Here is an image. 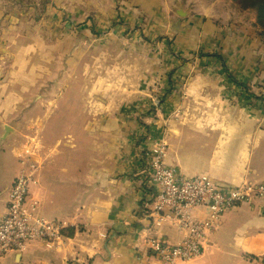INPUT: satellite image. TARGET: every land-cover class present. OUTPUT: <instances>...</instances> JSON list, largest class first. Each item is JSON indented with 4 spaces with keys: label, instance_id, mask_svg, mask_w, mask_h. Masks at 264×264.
<instances>
[{
    "label": "crops",
    "instance_id": "0c3cea01",
    "mask_svg": "<svg viewBox=\"0 0 264 264\" xmlns=\"http://www.w3.org/2000/svg\"><path fill=\"white\" fill-rule=\"evenodd\" d=\"M25 1L11 5V12L0 8V151L23 167L0 186V217L14 182L35 171L38 215L74 237L64 235L53 247L31 244L0 264H162L148 250L149 241L159 237L175 246L188 233L153 211L146 166L160 140L169 147L166 166L179 177H206L229 190L264 185V103H254L245 91L259 99L264 86L255 12L239 11L231 0H29L30 8ZM178 3L190 10L189 19L175 15ZM249 15L253 20L247 21ZM92 16L105 35L93 41L82 23V40L74 43L82 51L93 41L91 65L84 60L72 74L65 62L69 72L50 80V63L43 62H51L54 51L71 50L66 37L74 20ZM119 20L124 27H114ZM126 25L134 28L132 37L125 38ZM57 33L59 44L51 40ZM74 79L88 117L81 113L79 130L65 127L51 146L50 123L40 124L39 114L51 109L50 118L57 96ZM156 98L160 108L148 114ZM28 120L32 133L23 136L16 123ZM5 127L11 130L6 137ZM40 129L48 136H38ZM84 140L89 142L82 147ZM82 150L86 156L73 158ZM46 165L51 170L44 183ZM249 205L221 219L197 261L181 264H260L253 259L264 257V201ZM195 215L204 221L210 211Z\"/></svg>",
    "mask_w": 264,
    "mask_h": 264
},
{
    "label": "built area",
    "instance_id": "2783aa9c",
    "mask_svg": "<svg viewBox=\"0 0 264 264\" xmlns=\"http://www.w3.org/2000/svg\"><path fill=\"white\" fill-rule=\"evenodd\" d=\"M169 147L164 140L157 141L148 156L146 174L154 190L153 211L171 220L180 233L187 232L186 240L171 245L156 237L148 243V250L162 264H181L197 261L205 245L217 230L221 219L230 211L264 201V185L223 189L206 177L185 179L166 166ZM36 172L23 173L13 184L7 212L0 217V261L10 255L27 251L33 243L53 247L65 239V227L49 222L38 215L39 204L32 197L38 185ZM210 211L207 220H199L195 211Z\"/></svg>",
    "mask_w": 264,
    "mask_h": 264
},
{
    "label": "rangeland",
    "instance_id": "374dc122",
    "mask_svg": "<svg viewBox=\"0 0 264 264\" xmlns=\"http://www.w3.org/2000/svg\"><path fill=\"white\" fill-rule=\"evenodd\" d=\"M26 2H28L29 4H27ZM31 2H34V0H31ZM31 2H29V0H26L24 2V5H26L27 8L28 7L30 8ZM20 3H21V0H0V8L2 11L8 10L11 12L14 10V8L11 5H19ZM247 18H248L247 21L253 20V17L251 19L250 15ZM95 19H96L95 16H92L91 18H88L87 20L82 21L81 23L78 20H74L73 30L70 31L71 33L66 37V39H68L70 42H72L71 50H68L66 52H63L62 50L54 51L53 55L50 56L52 61L51 62H48V61L43 62L44 64L50 63L49 64L50 69L48 68L49 72H50L49 73V79H50V76H53L52 80L63 79V78H61V76L63 77V75H65L64 74L65 70L69 72V68L65 67V62H66V64L67 63L71 64L70 69H71L72 74L77 73L80 66L82 64H84V60L87 62V65H91L90 63L95 58V54L97 52L96 47L93 46L94 44L92 42L93 41L96 42V40L101 39L105 35L103 33L104 31L102 32L101 29L96 27V20ZM61 24H63V22H61ZM80 24H82V25L86 24L88 26L89 31L91 32L90 37L94 38L93 41H91L87 44L88 46L86 45L87 48L85 50H82V51L74 50L75 38H77L76 41L82 40L81 37L78 36V34H77V27ZM118 26L124 27L125 25L122 21L119 20V22L115 23L114 27L118 28ZM126 28L129 30L127 32L126 31L123 32V33H126L125 38H127L131 34L135 33L134 28L129 27L127 25H126ZM257 30H258L257 40H260V42L264 44L263 39L259 33L260 30L258 28H257ZM141 34L144 35L143 32H141ZM130 37H132V35ZM62 39H63L62 34H58V33L55 34L51 38L52 42H54L56 44L61 43ZM251 40L253 43L256 42L253 39H251ZM263 50H264V48H263ZM263 55H264V52H263ZM7 60H9V57L7 58ZM9 75H10V73H9ZM5 77H6V75H5ZM25 77L30 78L31 74L28 73V74H26ZM40 77H42V75H40ZM78 77L81 78V76H78ZM8 79L12 80V78L10 76L8 77ZM42 80H45L44 82H46V78H43ZM66 84L68 86L67 90L64 93H61V94L59 93V96H57V98H56L57 99V111H54V113L50 116V118H48L49 117L48 115L51 112V109H47V110L44 109L43 114L42 113L39 114V117H40L39 123L40 124L44 123L47 125L48 123H50L51 131H49V132L52 136L51 146H54L55 141H57L55 139L56 137H59L60 135L62 136L65 127L66 128H73V129L77 130L75 127V125H77L78 126L77 128L79 130V126L81 125V119L79 118V116L81 113H83L85 115V119L88 117V115L86 113V109H85V101L81 99L82 96L84 95L80 91L81 83L79 81H77L76 79H74V80L67 81ZM11 85H15V84L12 83ZM11 90H13V89H11ZM245 91L249 96H251L248 93V90H245ZM249 96H248V101H250ZM258 96H259L258 100L253 99L254 103H256V102H258V103L263 102L264 103V86L260 90ZM153 101L155 103L154 107H153ZM13 103H15V100H13ZM159 108H160V105L158 103V99L156 98L154 100H151V103L149 105V111H148L151 113H148V114L156 113V110H158ZM140 111H144V110L141 109ZM30 124H31V120H28L27 124H24V122L22 124L16 123V125L19 127V130L20 131L22 130L23 136L26 133H27V136H29L32 133V131L28 130V129H30ZM41 133H42V135H45V137L48 136L47 132L42 130V129L39 130L38 136H40ZM79 134L77 135V137L79 136ZM72 136H74V135H72ZM21 142H24V145L30 144L29 140L26 139V137H22ZM86 142H89V141H85V140L81 141L82 147H85ZM10 145H11V143L8 144V146H10ZM81 156H86L84 150H82L79 154L74 155L73 158H79ZM28 159H29V155H25L24 156L25 162L28 163L29 162ZM20 162H21V160L18 158L17 159L13 158V155L10 154L9 151H7V152L0 151V186L6 180L10 181V179L15 180L17 178V169H18V167L20 168V166H21ZM21 169H23L22 166H21ZM50 170H51V168L48 165H46L44 168L43 167L41 168V176L43 178L42 181H44V183L47 180V177L50 173ZM50 198L53 199L52 196ZM47 205H49V204H47ZM3 206H4V203L2 201H0V210L3 209ZM244 207H251V206L249 204H247ZM240 208H243V207H239V208H237V210ZM39 213H40V211L38 212V214ZM54 223H56V222H54ZM37 243L38 242L33 243V244H37Z\"/></svg>",
    "mask_w": 264,
    "mask_h": 264
},
{
    "label": "trees",
    "instance_id": "16d2710c",
    "mask_svg": "<svg viewBox=\"0 0 264 264\" xmlns=\"http://www.w3.org/2000/svg\"><path fill=\"white\" fill-rule=\"evenodd\" d=\"M232 3L240 10V11H244V12H248V11H252L256 13V27L260 30V35L263 39L264 42V0H231ZM172 79V78H171ZM246 90L251 91L250 88L246 87ZM255 100V97H253L252 95L250 96ZM63 234L65 235V237H74V231H64ZM253 260H255V262L260 263V264H264V257L261 259L258 258H254Z\"/></svg>",
    "mask_w": 264,
    "mask_h": 264
},
{
    "label": "water",
    "instance_id": "95a60500",
    "mask_svg": "<svg viewBox=\"0 0 264 264\" xmlns=\"http://www.w3.org/2000/svg\"><path fill=\"white\" fill-rule=\"evenodd\" d=\"M175 15L182 20H187L190 18L191 14H190V10H186L185 9V4L183 3H178L176 5V8L174 10ZM262 128L264 130V123L262 125ZM11 132L9 127H5V137ZM215 184V183H213ZM218 187L220 188H227L228 186L224 185V184H216Z\"/></svg>",
    "mask_w": 264,
    "mask_h": 264
}]
</instances>
